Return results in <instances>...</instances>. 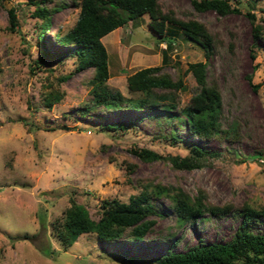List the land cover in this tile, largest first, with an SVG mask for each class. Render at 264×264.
I'll return each instance as SVG.
<instances>
[{"label":"rangeland","instance_id":"obj_1","mask_svg":"<svg viewBox=\"0 0 264 264\" xmlns=\"http://www.w3.org/2000/svg\"><path fill=\"white\" fill-rule=\"evenodd\" d=\"M158 1L163 10L204 22L221 39L206 58L198 43L176 29L163 70L173 77L182 74L179 104L185 105L200 89L185 69L190 62L206 60L207 79H215L222 94V126L235 121L238 139L192 134L184 122H167L170 111L160 105L138 111L92 106L83 113L93 103L92 68H78L74 55L39 60L40 19L31 14L35 5L29 0L0 1V264H154L150 259L168 250L225 241L238 222L231 214L205 212L180 225L170 200L160 196L152 199L157 213L149 217L155 223L141 240H130L125 233L106 242L94 233H82L65 246L54 223L64 216L70 196L94 219L103 198L127 201L148 182L178 185L190 195L203 189L212 204L264 203V0H232L240 10L223 15L213 9L198 11L191 0ZM45 2L58 5L44 35L50 50L58 51L62 48L54 35L74 24L79 7L73 0ZM11 6L19 12L15 30L8 28ZM149 19L142 14L101 38L109 61L106 83L112 91L140 96L129 91L127 76L162 63L166 42L149 27ZM256 23L262 25L258 37L253 33ZM50 88L64 95L48 108L42 99ZM110 122L124 127L108 128ZM171 132L178 140L171 139ZM192 143L212 153L192 169L174 168L166 158L146 161L130 150L146 147L163 156H183Z\"/></svg>","mask_w":264,"mask_h":264},{"label":"trees","instance_id":"obj_2","mask_svg":"<svg viewBox=\"0 0 264 264\" xmlns=\"http://www.w3.org/2000/svg\"><path fill=\"white\" fill-rule=\"evenodd\" d=\"M0 1L3 3L5 0ZM191 1L198 11L213 9L223 15L240 10L231 3L232 0ZM29 2L35 5L31 14L40 19L37 35L40 49L38 59L45 60L52 55L61 59L66 55H74L78 68L93 70L90 79L93 103L85 106L83 113L89 111L92 106H102L107 110L124 108L138 111L146 105H160L170 111L166 114L167 122L170 118L177 119L178 124L184 122L192 134L204 139H238L239 128L235 121H231L226 127L222 126V94L217 81L207 79L206 60L190 62L185 69V72H192L200 87L185 105L179 104V90L185 85L182 74L177 72L173 77L163 70L168 62L167 48L175 41L176 29H181L189 39L198 43L206 58L222 43L218 35L209 30L204 22L195 18L183 19L171 8L163 10L158 0H73L79 7L77 18L66 32L55 33L54 41L62 49L51 51L44 35L50 24V15L58 5H49L45 0ZM18 13L15 6L8 9L10 30H15L18 25ZM145 13L150 17L149 27L162 37L166 47L163 49L161 64L139 68L127 76L129 91L140 92L141 95L125 96L119 90L112 91L106 83L109 77V61L101 38ZM246 13L254 20L255 15L252 12ZM261 27L258 23L253 25L255 37L260 36ZM68 75H63L62 78L66 79ZM63 95L62 90L50 88L43 93L42 101L50 108L53 103L62 99ZM173 110L179 111L181 116L171 112ZM106 126L124 127L123 124L115 122L107 123ZM170 137L178 140L173 132ZM130 150L146 161L166 158L177 169L199 167L202 159L212 154L194 143L183 156H163L146 147H131ZM160 196L170 200L176 221L180 225L192 222L205 212L214 215L231 214L238 222L229 239L195 244L183 251L168 250L152 257L150 261L154 264H264V203L259 207L247 202L239 207H234L232 203L212 204L207 201L205 190L198 189L195 195H190L182 187L171 183H144L139 192L129 195L127 201L115 197L103 198L97 219L91 217L83 203L70 196L64 216L54 223L55 234L65 246L72 245L82 233H94L99 240L106 242L115 241L125 233L130 240H141L155 223V219L149 217L150 214L157 213L152 199Z\"/></svg>","mask_w":264,"mask_h":264}]
</instances>
